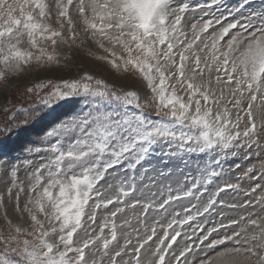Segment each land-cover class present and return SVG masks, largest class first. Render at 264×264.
Returning a JSON list of instances; mask_svg holds the SVG:
<instances>
[{"label":"snow or ice","instance_id":"obj_1","mask_svg":"<svg viewBox=\"0 0 264 264\" xmlns=\"http://www.w3.org/2000/svg\"><path fill=\"white\" fill-rule=\"evenodd\" d=\"M73 3L74 0H52L51 4L48 0H0V81L9 75L24 74V66L32 62L33 52L21 47L25 38L39 51L36 61L46 52L40 47L42 41L56 45L57 38L64 39L61 31L47 21L55 15L60 27L63 28L66 21L71 31L73 20L69 7ZM75 9L93 39L98 33L127 54L117 57L112 48L97 41L101 48L116 57L109 61L113 68L128 71L131 66L141 74L158 101L156 116L159 119H149L144 113H129V106L141 108L137 92L116 91L102 80H96L93 85V77L87 74L79 80H63L56 84L51 93L42 98L45 107L83 96L85 108L48 130L45 138H52V142L46 147L43 144L35 147L36 153L50 155L33 173L34 183L29 191L36 196L28 201L33 207L25 205L34 224L30 231H24L9 222L11 231L0 236V242L6 246L22 245L11 248L20 258L8 261L0 257V264H129V260L131 264H153V259L142 261L141 252L154 242L156 228L151 227L150 234L143 239L139 238V229H133L137 243L133 244L127 233L121 242L118 227L129 225L127 220L119 226L115 221L117 214L124 210L122 208L110 213L98 235H91L95 231L93 225L98 209L114 203L123 204L121 197L136 191L130 186L121 189L115 200L102 199L103 185H97L105 179L109 169L123 160L139 165L158 144L167 143L179 150L202 154L208 150L251 147L248 138L257 131V119L264 126V14L240 17L222 26L212 36L210 46L205 44L200 49L210 47V53L202 60L196 44L200 34L212 26V21L204 22L199 31L193 24L195 35L188 40L181 27L184 13L190 10L187 3L176 6L174 0H75ZM72 36L75 38V33ZM47 59L52 61L54 57L48 55ZM117 59L122 63H117ZM174 77L175 82L170 83ZM177 86L183 89L187 100L177 94ZM36 87H47V84ZM245 100L247 107L243 108ZM242 112L250 124L243 133L238 130ZM36 115L42 119L38 113ZM178 128L181 130L177 131ZM241 136L245 138L243 144ZM215 175L214 170H206L202 183H209L206 177ZM16 177L17 170L13 168L11 183L17 182ZM45 177L47 183L37 191ZM199 187L200 183H194L182 194L169 195L155 208L152 203L144 204L140 214L143 218L138 222L145 223L149 210L166 212L173 200L193 197L198 194ZM229 187L232 186L225 185V188ZM16 198L19 199L18 195ZM262 202L264 199L257 201L258 204ZM139 204L137 200L128 207L135 208ZM215 204V199L202 207L193 204L185 209L183 219L169 223L151 253L154 264H165L169 250L174 245L179 247L181 232L169 234L174 227L190 224L197 216L207 214ZM193 209H196L195 213ZM37 212L43 215V220L38 218ZM249 223L255 231L245 240V245L251 246L240 245V240L236 239L240 232L220 241L208 240L205 235L200 244L207 240V247L216 248L225 241L235 242L236 247L217 254L215 264H243L241 247H244L245 260L254 257L255 264H264V207L258 218ZM105 229L109 230L108 236L103 234ZM21 236H32L33 239L20 240ZM74 237L77 238L75 241ZM194 250L185 246L179 253L173 252V264H187L188 256ZM125 256H129V260H125ZM192 264L205 262L198 259Z\"/></svg>","mask_w":264,"mask_h":264},{"label":"rangeland","instance_id":"obj_2","mask_svg":"<svg viewBox=\"0 0 264 264\" xmlns=\"http://www.w3.org/2000/svg\"><path fill=\"white\" fill-rule=\"evenodd\" d=\"M48 2L51 4L52 0H48ZM183 3H187L190 9L184 13L181 24L188 40H192L195 35L193 24H196V31H199L204 22L212 21V26L207 32L200 34V40L196 44V50L202 60L210 53V47L203 51L200 49L205 44L210 46L212 36L218 33L222 26H226L227 23L240 17L264 14V0H174L176 6ZM53 11H55L54 8ZM69 15L73 20L71 31L66 21L64 27L61 28L55 15L47 21L54 29L61 31L63 40L57 38L56 45H52L51 41H42L40 47H43L46 52L39 61H36L35 56L39 55V51L32 48L25 38L21 47L23 50L33 52L32 62L24 66V74L9 75L7 79L0 81V175L3 176V180L0 181V236H6L11 231L10 224L21 227L24 231L31 230L34 222L31 221L30 215L25 210V205L30 199L34 200L36 196V193L29 191L30 185L34 183L33 173L50 155L45 152L36 153L35 147L41 144L46 147L48 143L52 142V138L46 139L45 133L56 124L68 121L85 108L83 96L57 101L51 107H45L41 102L42 98L49 95L56 84L63 80H79L87 74L93 77L91 82L93 85L96 80H102L116 91L137 92L141 108L137 109L135 105L129 106V113L136 115L144 113L148 114L149 119H159L156 116L158 101L153 98L154 94L147 87V82L141 74L131 66L128 71H124L123 68H113L109 61L116 57L101 48L99 43H103L106 48H112L117 57L127 55L123 49L119 45L113 46L98 33L93 39L91 31L86 30V26L76 12L75 0L69 7ZM217 20L220 23H216ZM72 33H75V38ZM48 55H52L54 59L49 61ZM99 57H103V59ZM117 63L122 62L117 59ZM48 81L51 83L49 84ZM174 82L175 77L170 83ZM44 84H47V87H36ZM29 89L33 90L29 91ZM177 94L187 100V95L179 86H177ZM242 106L243 108L247 107L246 100L242 102ZM233 112L235 113V109ZM37 113L42 119H38ZM241 115L243 118L238 130L243 133L247 127H250V124L248 117L243 112ZM256 123V133L248 138L251 147L208 150L202 154L198 151L179 150L175 145L167 143L158 144L150 150L148 156L139 165L123 160L120 164L109 169L105 179L97 185V187L103 185L102 199L115 200L120 196L121 189H128L130 186H134L136 191L128 197H121L124 201L123 204L114 203L108 205L107 208L98 209L96 222L93 225L95 231L91 235H98L104 220L110 218V213L117 208H122L124 210L117 214L115 221L119 226L127 220L129 225L118 227V237L121 242L125 238L124 234L127 233L132 238V243H137L136 233L133 229H139V238L143 239L150 234L151 227L156 228L154 242H150L141 252L142 261L153 259L154 264L151 253L159 238L163 237L167 225L174 219H183L186 215L185 209L191 205L196 204L198 207H202L210 199H215L216 204L207 214L197 216L190 224L182 227L176 226L170 231V235L175 231H180L181 238L178 239L179 247L174 245L173 249L169 250L165 264H173L172 253H179L185 246L195 249L189 254L187 264H192L198 259L203 260L205 264H215L218 253L236 247L235 242L229 240L218 244L216 248H209L207 240L204 244H200V240L205 235L208 240L220 241L224 237H230L234 233L240 232V237L236 238L240 240V245L251 246L245 245V240L255 231L249 221L258 218L261 208L264 207V202L257 203L264 199V126L261 125L259 119ZM180 130L177 129V131ZM244 140L245 138L241 136L242 144ZM13 168L17 170L15 184L11 183ZM206 170H214L216 175L207 176L206 179L210 182L202 183V177ZM46 183L47 177L37 191L41 190ZM194 183H200L198 194L193 197L173 200L167 206L166 212L149 210L145 223L138 222L143 218L140 214L143 212L144 204L152 203L155 208L169 195L182 194ZM225 185L232 187L225 188ZM18 188H22L23 191L18 192ZM222 188L224 190L220 191ZM8 189H11L10 193ZM137 200L140 201L139 205L135 208L128 207ZM91 204L92 201H90ZM28 207L33 206L28 204ZM33 210L35 211L34 208ZM195 211L196 209H193V213ZM36 214L39 219H44L39 212ZM234 221L236 223H233ZM45 226L49 227L47 224ZM194 229L195 231H193ZM103 234L108 236L109 230L105 229ZM80 235L81 233H78V236ZM25 238L33 239L32 236L19 237L20 240ZM76 239L74 237V241ZM20 247L22 245L6 246L0 242V257L6 258L8 261L19 259L18 253L11 251V248ZM240 253L243 264H255L254 257L244 259V247L240 248ZM124 259L129 260V256H125ZM129 264H131L130 260Z\"/></svg>","mask_w":264,"mask_h":264},{"label":"bare ground","instance_id":"obj_3","mask_svg":"<svg viewBox=\"0 0 264 264\" xmlns=\"http://www.w3.org/2000/svg\"><path fill=\"white\" fill-rule=\"evenodd\" d=\"M241 257V256H240ZM245 259V258H244Z\"/></svg>","mask_w":264,"mask_h":264}]
</instances>
